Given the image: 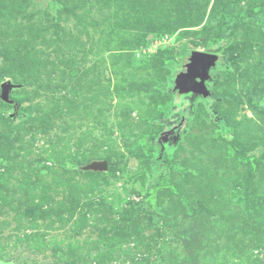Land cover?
<instances>
[{
	"label": "rangeland",
	"instance_id": "374dc122",
	"mask_svg": "<svg viewBox=\"0 0 264 264\" xmlns=\"http://www.w3.org/2000/svg\"><path fill=\"white\" fill-rule=\"evenodd\" d=\"M0 264H264V0H0Z\"/></svg>",
	"mask_w": 264,
	"mask_h": 264
},
{
	"label": "water",
	"instance_id": "95a60500",
	"mask_svg": "<svg viewBox=\"0 0 264 264\" xmlns=\"http://www.w3.org/2000/svg\"><path fill=\"white\" fill-rule=\"evenodd\" d=\"M218 58L219 55L212 52H190L183 66L174 75V82L179 93L186 94L191 92L193 94H201L204 97L209 95L210 92L206 86V82L211 79L210 69L216 66ZM11 87L12 84L8 81H4L1 84L2 100L9 101ZM82 168L104 170L108 168V163L106 161L94 160Z\"/></svg>",
	"mask_w": 264,
	"mask_h": 264
},
{
	"label": "trees",
	"instance_id": "16d2710c",
	"mask_svg": "<svg viewBox=\"0 0 264 264\" xmlns=\"http://www.w3.org/2000/svg\"><path fill=\"white\" fill-rule=\"evenodd\" d=\"M221 66L222 67H227V64L223 61V59L221 58ZM220 66V67H221ZM170 90V89H169ZM207 101H209L206 105H208V107H206V109H207V112H208V114L210 115V116H212V117H214V115L212 114L213 112L211 111V109H210V107H209V104H210V102L212 101V97L210 98V100H207ZM14 108L16 109V111H17V109H18V105H17V103H15L14 104ZM187 109H189V108H185V109H183V110H187ZM183 110H180L179 112L178 111H176L177 113L176 114H178L179 113V115H177V116H179V118L176 116V114H174L175 113V111H174V107L171 109V112H170V115H166V116H164L163 117V119L161 120H159V121H161V122H164V124H166V126H165V128H167V129H171L172 127H173V125L174 124H177V123H179L180 122V119H181V117H182V115H183ZM225 126V125H224ZM167 132V131H166ZM154 161H158L157 163H154L156 166H157V168H160L161 166H162V159H161V152H160V154L158 155V156H156L155 158H154Z\"/></svg>",
	"mask_w": 264,
	"mask_h": 264
}]
</instances>
